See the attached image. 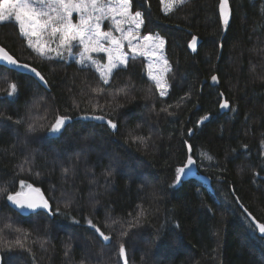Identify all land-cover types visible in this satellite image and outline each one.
Returning a JSON list of instances; mask_svg holds the SVG:
<instances>
[{
    "label": "trees",
    "instance_id": "16d2710c",
    "mask_svg": "<svg viewBox=\"0 0 264 264\" xmlns=\"http://www.w3.org/2000/svg\"><path fill=\"white\" fill-rule=\"evenodd\" d=\"M131 2L144 19L139 36L164 46L155 62L128 54L107 84L94 65L77 63L80 46L40 57L14 21L0 23V45L46 83L0 65L3 264H124L121 244L127 264H264L256 227L264 223V0H228L227 26L221 0H187L171 12L162 0ZM92 55L107 64L105 53ZM149 63L153 74L170 69L166 96ZM57 117L71 121L53 135ZM189 155L207 182L176 181ZM28 185L43 191L49 213L25 216L8 204Z\"/></svg>",
    "mask_w": 264,
    "mask_h": 264
},
{
    "label": "snow or ice",
    "instance_id": "6c2138e0",
    "mask_svg": "<svg viewBox=\"0 0 264 264\" xmlns=\"http://www.w3.org/2000/svg\"><path fill=\"white\" fill-rule=\"evenodd\" d=\"M186 2L187 0H172V3L165 6V10L171 12L174 6L184 5ZM219 8L223 23L227 26L230 16L228 0H221ZM131 9V0H0V23L14 21L19 27L20 34L27 39V46L40 57L52 59L50 53L55 52L56 57L62 59L65 53L72 54L75 45L80 46L82 51L77 63L82 66L86 62L94 65L100 72L103 82L107 84L115 69L121 66L126 67L128 64V54L124 51L125 41L131 52L139 56H155L157 51L162 50L164 46L163 39H154L150 35L142 37L144 43H140L139 30L144 25L143 15L140 11L133 13ZM74 13L78 16V21L75 23L73 22ZM106 20L111 21L114 31L120 33L119 36L114 35L111 30H103L102 25ZM134 41L136 43H133ZM196 43V38L193 37L190 44L193 50L196 48ZM52 44H55L56 47H52ZM93 53H105L107 64L101 65L93 58ZM0 61L8 65L29 68L27 64L20 65L3 47H0ZM163 63L165 66L168 64L166 59L163 60ZM153 67V64L149 63L148 74L155 82L160 96H166L169 85L164 78V72L170 71V69L164 67L159 74H153ZM30 70L41 80L44 79L35 68ZM211 79L213 82L217 81L216 76H212ZM9 87L8 95L12 96L17 91V85L13 83ZM220 107L227 109L229 103L225 100ZM94 118L104 119L102 116ZM68 119V117H57L50 132L53 135L62 133ZM108 125L113 129L117 127L111 120L108 121ZM194 163L195 161L189 156L187 163L177 169V182L181 180L185 170ZM27 187L36 195L24 196L21 192H16L8 194L7 200L20 208L49 209V203L40 194V190L32 188L31 185ZM6 191L7 189H0V192ZM93 227L95 226L93 225ZM256 227L261 234H264V223H259ZM96 231L103 240L110 239L99 228H96ZM119 254L124 258V264H127L126 250L123 244L120 245Z\"/></svg>",
    "mask_w": 264,
    "mask_h": 264
},
{
    "label": "water",
    "instance_id": "95a60500",
    "mask_svg": "<svg viewBox=\"0 0 264 264\" xmlns=\"http://www.w3.org/2000/svg\"><path fill=\"white\" fill-rule=\"evenodd\" d=\"M196 41H197V43H196V48H195V50H193V48L192 47H190L191 49V51L192 52H196L197 51V48H198V45H199V43H200V40L198 39V38H196ZM191 44V43H190ZM0 47H2L1 45H0ZM4 48V47H3ZM5 49V48H4ZM6 50V49H5ZM10 54V53H9ZM11 55V54H10ZM16 59V58H15ZM17 60V59H16ZM18 61V60H17ZM18 63L20 64V65H24L25 63H20L19 61H18ZM0 65H2V66H5V67H7V68H10V69H13V70H15V71H17V72H20V73H22V72H24V73H29V74H31L35 79H37L42 85H44L45 86V81H44V79L43 80H41L40 79V77L39 76H37L35 73H33L30 69L31 68H33V67H31V66H29V68L28 69H26V68H24V67H18V66H13V65H8V64H6L5 62H3V61H0ZM28 65V64H27ZM212 76H216L217 77V75L216 74H214V75H212ZM212 76L209 78V83H210V85L211 86H218L219 85V80H218V78H217V81L216 82H213L212 81ZM228 109V108H227ZM227 109H224V108H221V111L222 112H225V111H227ZM69 118V117H68ZM71 121V118H69L68 119V121H67V124L69 123ZM192 157V156H191ZM188 159V158H187ZM187 159H186V161H185V163H184V165L187 163ZM192 159L195 161V163L192 165V166H190V168H188V169H186L185 170V174L182 176V178L184 179V180H191V179H194V180H204V181H208V179L207 178H205L203 175H201L200 173H198L197 172V164H196V160H195V158L194 157H192ZM183 165V166H184ZM32 188H34V189H39V188H37V187H35V186H32ZM40 190V194L41 195H43V197H44V199H46L47 201H48V199L45 197V194L43 193V191L41 190V189H39ZM22 193V195H24V196H35L36 195V193H33V192H31V190L27 187L24 191H22L21 192ZM13 194H15V193H13ZM48 203H49V209H43V208H38V209H36V210H30V209H28V208H20V207H18V206H16L15 204H13L11 201H8V204L13 208V210H15L16 212H18V213H20L21 215H25V216H27V215H29V214H31V213H35V212H38V211H44V212H46V213H49L50 211H51V205H50V202L48 201ZM256 224H258V223H256ZM96 228H98L97 226H95V227H93V229H94V231H95V233L97 234V237L100 239V241L103 243V244H105V245H107V244H109L110 243V240H111V238L108 240V241H105V240H103V238L99 235V233L96 231ZM100 231H102L101 229H100ZM105 235H107V234H105ZM109 236V235H108ZM110 237V236H109ZM122 260L124 261V258H122ZM0 264H3V256H2V254H0Z\"/></svg>",
    "mask_w": 264,
    "mask_h": 264
},
{
    "label": "rangeland",
    "instance_id": "374dc122",
    "mask_svg": "<svg viewBox=\"0 0 264 264\" xmlns=\"http://www.w3.org/2000/svg\"><path fill=\"white\" fill-rule=\"evenodd\" d=\"M162 1H163V7H164V9H165V6H166L167 4L172 3V0H162ZM77 21H78V19H77ZM77 21H76V22H77ZM125 27L127 28V26H125ZM111 31H113V34L116 35V36H119V35H120V33L115 32L113 29H112ZM152 37H153L154 39L157 38L156 36H152ZM105 43L107 44V42H105ZM133 43H136V42L134 41ZM140 43H141V44L144 43L142 37H141V42H140ZM124 50H126V53H127V54H130V53H131L130 55H134V54L131 52V49L128 47L126 41L124 42ZM161 52H162V50H158L155 56H157L158 54H161ZM155 56H148V57H149L150 59H152V61H154V57H155ZM154 62H155V61H154Z\"/></svg>",
    "mask_w": 264,
    "mask_h": 264
},
{
    "label": "bare ground",
    "instance_id": "6f19581e",
    "mask_svg": "<svg viewBox=\"0 0 264 264\" xmlns=\"http://www.w3.org/2000/svg\"><path fill=\"white\" fill-rule=\"evenodd\" d=\"M195 38H197V37H195ZM192 39H193V37H192V38L190 39V41L188 42V47H189V49H191V48H190V43H191ZM198 39H199V38H198ZM190 51H191V50H190ZM191 52H192V51H191ZM192 53H195V52H192ZM20 63H22V62H20ZM1 66H2V65H1ZM29 66H30V65H29ZM22 73H24V72H22ZM26 74H29V73H26ZM29 75H31V74H29ZM31 76H32V75H31ZM32 77H33V76H32ZM43 86H44V85H43ZM223 102H224V101H223ZM227 110H228V109H227ZM189 156H190V155H189ZM189 156H188V157H189ZM188 157H187V158H188ZM197 172H198V171H197ZM198 173H199V172H198ZM200 174H201V173H200ZM201 175H202V174H201ZM204 177H205V176H204ZM205 178H206V177H205ZM191 180H194V179H191ZM199 181H201V180H199ZM202 181H204V180H202ZM205 182H207V180H206ZM19 192H20V191H19ZM38 212H39V211H38ZM31 214H32V213H31ZM33 214H34V213H33ZM27 216H28V215H27ZM122 263H123V262H122ZM122 263H121V264H122Z\"/></svg>",
    "mask_w": 264,
    "mask_h": 264
}]
</instances>
